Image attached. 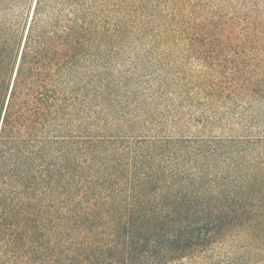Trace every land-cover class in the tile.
Segmentation results:
<instances>
[{
    "label": "trees",
    "instance_id": "1",
    "mask_svg": "<svg viewBox=\"0 0 264 264\" xmlns=\"http://www.w3.org/2000/svg\"><path fill=\"white\" fill-rule=\"evenodd\" d=\"M263 2L0 0V264H264Z\"/></svg>",
    "mask_w": 264,
    "mask_h": 264
},
{
    "label": "rangeland",
    "instance_id": "2",
    "mask_svg": "<svg viewBox=\"0 0 264 264\" xmlns=\"http://www.w3.org/2000/svg\"><path fill=\"white\" fill-rule=\"evenodd\" d=\"M264 5V2L262 3ZM232 59L234 60L238 55L236 53L230 54ZM206 55L197 54V52H190L188 57L182 60L181 68H187L191 70V72H199L200 69H203V65H206V62H209L207 66H212L213 63H216L218 66H222V69L226 70L229 67L240 66V68H257L260 65H264V61H259L255 59L256 56L250 55L246 60L242 59L240 61L241 65L237 63L233 64V60L230 56H223L220 60L211 59L208 54L209 60H205L203 57ZM241 56V55H240ZM195 80V79H194ZM229 78H222L217 82L220 86L228 83ZM194 85L188 84L185 88L187 90L186 94L190 95L194 93ZM196 105H192L191 103L187 104L183 112H189L190 110H196ZM229 116H223L224 122L227 123V126H230L234 135L244 134L248 130H252L254 134L264 135L261 133L264 131V95L256 96L255 94L238 96L237 101H234L230 104ZM185 120H189V118L185 117ZM193 122V121H192ZM193 124H195L193 122ZM259 125V126H257Z\"/></svg>",
    "mask_w": 264,
    "mask_h": 264
}]
</instances>
